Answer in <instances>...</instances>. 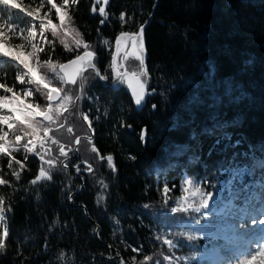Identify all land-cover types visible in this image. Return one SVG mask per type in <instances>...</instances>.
<instances>
[{
    "label": "trees",
    "instance_id": "16d2710c",
    "mask_svg": "<svg viewBox=\"0 0 264 264\" xmlns=\"http://www.w3.org/2000/svg\"><path fill=\"white\" fill-rule=\"evenodd\" d=\"M17 2L36 7L40 0ZM70 11L80 47L70 35L69 51L49 32L52 44L43 42L41 63L49 57L63 63L85 50L106 57L121 32H137L150 20L144 28L145 101L137 106L125 88L112 89L95 70L85 72L83 108H89L97 148L83 189L56 156L58 132L48 134L54 152L38 147L45 160L61 162L53 169L20 148L13 155L25 168L14 164L21 173L16 180L9 158L0 154V175L9 180L0 185V196L10 230L0 264H145V256L147 264H214L215 248L202 232L205 214L240 215L258 177L246 174L232 183L230 174L254 161L264 166V0H78ZM0 15L14 17L25 36L32 26L15 9L0 5ZM51 18L59 23L54 10ZM10 42L26 44L19 37ZM21 70L0 56V82L20 91ZM53 85L73 97L79 117V84L57 77ZM40 167L53 178L33 185ZM184 177L222 191L200 213H172ZM259 189L264 192V184Z\"/></svg>",
    "mask_w": 264,
    "mask_h": 264
},
{
    "label": "snow or ice",
    "instance_id": "6c2138e0",
    "mask_svg": "<svg viewBox=\"0 0 264 264\" xmlns=\"http://www.w3.org/2000/svg\"><path fill=\"white\" fill-rule=\"evenodd\" d=\"M78 0H60L57 3L56 0H40V3L36 7H22L17 0H0V5H3L8 9H15L19 13L29 18L32 22V26L27 29V35H23L24 29H19L17 31V24L13 22L14 17L4 18L0 15V56L7 57L11 61L17 63L22 67V71L16 76V80L20 85H31L34 87L25 86L22 87L20 91H17L15 86H8L6 83L0 82V90L3 91V95H0V154L8 157L9 169H12L11 175L15 177L16 180H20L21 173L14 168L15 165H19V168L23 170L25 164L17 160L13 155L14 151H18L22 148L26 153H31L37 155L40 161H44L45 164L53 169L58 163H61L52 158L45 160V155L40 154L38 147L43 152L47 153L50 150L46 147L51 137L48 135L50 131V126L55 122V116L59 113L68 110V106L72 103V97L64 93L62 87L53 86V80L50 79L46 74L42 73L41 69H46L47 72L63 73L59 76L60 81L64 83H76V77L81 74L82 68L86 63H90L92 52L85 51L84 54L77 55L74 60H71L68 64L57 63L51 57L44 60L42 63L39 59V54L45 52V49L38 46L33 41L39 35L42 42L52 44V41L47 40V33H51L53 37H61L60 43L64 45L66 49L69 48L66 38L72 36L73 43L76 47H80L82 41L80 39V34L75 30V28L70 27L73 23V16L71 14V8L76 5ZM49 5L47 11L42 13V9L45 5ZM54 10L55 17L59 23H55L51 18V13ZM101 13H104V8H100ZM38 22V31H37ZM103 22V21H102ZM144 25L140 26L139 33L136 32H121L119 37L116 38L117 48L122 41L131 40L133 44V49L139 55L141 62H143V46L144 42L142 39ZM13 37H19L21 40L26 41L30 45L31 50L25 51L26 44H11ZM85 48L88 45H84ZM72 68V71L69 69ZM142 87V86H141ZM40 95L44 99V103L41 104L36 102L34 99L35 95ZM134 95H136V103L140 104L143 96L137 94L134 90ZM85 120L88 116L83 117ZM5 128L7 130H5ZM71 131V129H69ZM10 134L14 137L9 139ZM55 143V141H53ZM95 151V148H93ZM59 152L62 156L67 157L68 153L65 152L64 146H60ZM103 159V157L101 158ZM27 156H25V161ZM107 163L113 165V157L111 155L107 156ZM64 168L67 167L66 164L63 165ZM79 171V168H77ZM52 175L49 170L45 167L39 168V174L31 181L35 185L41 180H52ZM185 183L189 186L193 184L192 180H186ZM9 180L5 179L3 175H0V185H8ZM107 187V185H105ZM165 193L168 192L167 187L164 189ZM199 194L201 197L200 203L196 204L193 202H188L186 199H181L177 201V206L172 207L170 211L172 213L177 212H196L200 213L202 208L207 207V199L202 192V190L197 187L192 195ZM210 195V194H209ZM69 199H72L71 195ZM165 203H167V197L165 198ZM148 208L149 205H144ZM5 198L0 196V221L4 219L6 213ZM223 213L224 210L221 209ZM227 213H225L226 215ZM10 230L7 226L0 231V253H3L7 239L9 238ZM176 236H185L186 233L179 232L175 234ZM188 239H192L191 236ZM167 244H172V240H167ZM264 255V252L261 253ZM151 258L145 256V264ZM238 264H250L248 261H239Z\"/></svg>",
    "mask_w": 264,
    "mask_h": 264
},
{
    "label": "rangeland",
    "instance_id": "374dc122",
    "mask_svg": "<svg viewBox=\"0 0 264 264\" xmlns=\"http://www.w3.org/2000/svg\"><path fill=\"white\" fill-rule=\"evenodd\" d=\"M45 11H42V13ZM33 42L38 46L43 47V42L39 35ZM30 50L31 47L26 42L25 51ZM41 71L52 80H56L57 77L60 76L56 73L47 72V70L43 68ZM25 86L33 87L31 85ZM34 99L36 102L41 104L44 103L42 100L37 98V95L34 96ZM72 104H75L73 103V97L72 103L68 106L70 111H68L66 116H55V124L50 126V136H54V133L58 132V136L60 138L61 134L59 131L67 127V122L70 121L73 115L76 116L75 112L73 115L71 113V109H74V106L70 108ZM60 119L61 121H59ZM5 130L7 129L5 128ZM55 138L56 137H54V139ZM46 147L50 151L47 153L42 151L43 154L50 155V153L54 152V147L50 141H48ZM255 172L256 177H258L256 179L255 191L252 193L250 199H246L244 201L245 209L240 215L229 212L226 215L225 213L213 214L212 212H207L203 218L205 223L203 224L204 231L202 232L204 236L207 237V241L210 242L213 248H215V252L217 254L214 264H238L239 261H248L250 264H264V255L261 254L264 252V192L259 189L262 184H264V166L260 161H254L251 166L236 169L230 175L231 182L233 183L236 179L241 181L244 179L246 174L253 175ZM186 180H192L193 184L191 186L187 185L185 183ZM218 183L219 186L222 187V183L220 181ZM197 187L202 190L206 199L213 198L215 193H220L222 191V189L219 190L214 188L212 189V187L209 188L208 184L195 182L190 177H184L180 188V195H178L176 199V206L177 201L181 199H186L188 202L199 204L201 200L200 195H192ZM254 221L256 222L254 223ZM5 226H7V224L5 219H3L0 221V231H2ZM220 236L224 241H219Z\"/></svg>",
    "mask_w": 264,
    "mask_h": 264
},
{
    "label": "flooded vegetation",
    "instance_id": "af4514ba",
    "mask_svg": "<svg viewBox=\"0 0 264 264\" xmlns=\"http://www.w3.org/2000/svg\"><path fill=\"white\" fill-rule=\"evenodd\" d=\"M118 57L119 58L116 61V65L119 68L120 73H122L125 68L128 71L139 73L141 69L140 62L133 54L130 53L129 48L125 50L124 47H122ZM106 58H107V63H105L106 60H104ZM94 62L97 64V66L103 68V73L101 71L100 72L109 82H116L120 79V76L115 75L114 49L111 51L110 54H107L106 57L103 52L95 51ZM143 76L146 77V74H143ZM99 81L101 80L99 79ZM120 83L121 85L118 89L127 88L125 80H123ZM106 85L110 86V84H106ZM83 99H84V95H83ZM83 99L80 106L81 112L79 110V99H78L79 117L74 116L73 115L74 109H71V113L73 117L70 119V121L67 122L68 123L67 127L59 131L61 137L60 138L58 137V139L56 140L58 147L60 148V146H64L65 152L68 153L67 157L62 156L60 152H58L56 156L61 158L63 160V163L67 165L69 171H72L75 174V176L78 178L80 182L79 188H77L78 190L81 189L83 186H86L87 176L93 169L90 161L94 155L93 148L95 149L97 148L95 147L94 144L95 134H94L93 121L90 117L91 114L89 108L86 105L83 108ZM73 106L74 104H72L70 108H72ZM85 115L88 116L87 120L83 118ZM69 129H71V131H69ZM77 168H79V171H77Z\"/></svg>",
    "mask_w": 264,
    "mask_h": 264
},
{
    "label": "water",
    "instance_id": "95a60500",
    "mask_svg": "<svg viewBox=\"0 0 264 264\" xmlns=\"http://www.w3.org/2000/svg\"><path fill=\"white\" fill-rule=\"evenodd\" d=\"M106 3H107V0H103V5ZM149 22H150V20H148L147 22H145L143 24L144 28L149 24ZM144 28H143V36H142L143 42H144ZM139 31H140V28L136 33H139ZM119 35L117 37H119ZM122 47H124L125 50H127L129 48L130 53L133 54L139 60L140 65H141V69H140L139 73H135L133 71H128L126 68L124 69V71L122 73H120V70L116 65V61L119 58L118 55H119ZM85 51L92 52L93 56L91 57L90 63H86L85 66L81 70V74L76 77V83L78 82V84H79L78 99H79V110H80V112H81L80 106H81V102H82L83 95H84L83 77H84L85 72L89 69L95 70L98 79H100L103 83L110 84V86L113 89H118L121 85L120 82L125 80L126 85H127L126 91L130 94V96L134 100L135 104L137 106H142L144 104L145 97H146V90H147V86H148L147 78L145 76H143V74H146V70H147L146 69L147 51L145 48V44L143 46V62H141L139 55L133 49V44H132V41L130 39L127 40L126 42L122 41L119 45V49L117 48L116 39H115V44H114V70H115V75L120 76V79L116 82H109L101 74L100 69L98 68L97 64L94 62V52L90 51V50H85ZM85 51H83L79 55L82 56ZM75 58L76 57H74L68 61H65V62H63V64H68L71 60H74ZM72 70H73L72 68L69 69V71H72ZM62 75H63V73H62ZM134 90L137 94H140L143 96V99L141 100L140 104L136 103V95H134Z\"/></svg>",
    "mask_w": 264,
    "mask_h": 264
},
{
    "label": "bare ground",
    "instance_id": "6f19581e",
    "mask_svg": "<svg viewBox=\"0 0 264 264\" xmlns=\"http://www.w3.org/2000/svg\"><path fill=\"white\" fill-rule=\"evenodd\" d=\"M256 221H254V223H255Z\"/></svg>",
    "mask_w": 264,
    "mask_h": 264
}]
</instances>
